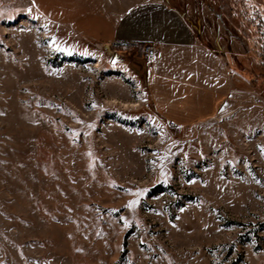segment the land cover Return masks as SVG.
<instances>
[{"label": "rangeland", "instance_id": "374dc122", "mask_svg": "<svg viewBox=\"0 0 264 264\" xmlns=\"http://www.w3.org/2000/svg\"><path fill=\"white\" fill-rule=\"evenodd\" d=\"M168 1L244 58L188 127L148 104L142 48L0 3V264H264V0Z\"/></svg>", "mask_w": 264, "mask_h": 264}, {"label": "crops", "instance_id": "0c3cea01", "mask_svg": "<svg viewBox=\"0 0 264 264\" xmlns=\"http://www.w3.org/2000/svg\"><path fill=\"white\" fill-rule=\"evenodd\" d=\"M2 2L22 4L31 17L67 30L85 43L142 49L152 45L151 60L146 61L143 53V60L149 62L143 75L147 101L158 118L177 126H193L214 116L237 81L245 80L236 69L244 58L232 52L229 58L225 49L200 38L178 5L168 0Z\"/></svg>", "mask_w": 264, "mask_h": 264}, {"label": "built area", "instance_id": "2783aa9c", "mask_svg": "<svg viewBox=\"0 0 264 264\" xmlns=\"http://www.w3.org/2000/svg\"><path fill=\"white\" fill-rule=\"evenodd\" d=\"M144 58L146 61H149L154 56V47L152 45L144 46L143 49ZM175 124L169 121V126H174Z\"/></svg>", "mask_w": 264, "mask_h": 264}, {"label": "trees", "instance_id": "16d2710c", "mask_svg": "<svg viewBox=\"0 0 264 264\" xmlns=\"http://www.w3.org/2000/svg\"><path fill=\"white\" fill-rule=\"evenodd\" d=\"M244 31H245V29H244ZM259 58H260V63H259L260 69L264 72V59H263V57H261V55H259ZM252 81L255 82V79H252Z\"/></svg>", "mask_w": 264, "mask_h": 264}, {"label": "snow or ice", "instance_id": "6c2138e0", "mask_svg": "<svg viewBox=\"0 0 264 264\" xmlns=\"http://www.w3.org/2000/svg\"><path fill=\"white\" fill-rule=\"evenodd\" d=\"M56 50H61V49H59V48H56ZM262 151H264V149H262Z\"/></svg>", "mask_w": 264, "mask_h": 264}]
</instances>
